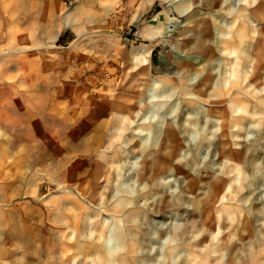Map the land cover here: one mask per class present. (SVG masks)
I'll return each mask as SVG.
<instances>
[{
	"label": "rangeland",
	"instance_id": "rangeland-1",
	"mask_svg": "<svg viewBox=\"0 0 264 264\" xmlns=\"http://www.w3.org/2000/svg\"><path fill=\"white\" fill-rule=\"evenodd\" d=\"M0 30L37 264H264V0H0Z\"/></svg>",
	"mask_w": 264,
	"mask_h": 264
},
{
	"label": "bare ground",
	"instance_id": "bare-ground-1",
	"mask_svg": "<svg viewBox=\"0 0 264 264\" xmlns=\"http://www.w3.org/2000/svg\"><path fill=\"white\" fill-rule=\"evenodd\" d=\"M157 18H158V16H155L153 19L154 24H155V30H158L161 28V22ZM67 19H68V17H67ZM68 20H67V22H69ZM151 32H153V31H151ZM4 37L5 36L3 35L2 31L0 30V42H2L4 40ZM10 47H12V46H10ZM14 47L15 46H13V48ZM1 52H2V54H0V99H3L4 97H6L8 94L11 93L10 92L11 87L13 86V82L5 80L4 66L8 64L6 69L9 66H14V65L20 66V59H18V57L17 58L14 57V59L13 58H7L5 56V49H3L0 46V53ZM9 52L11 53V51H9ZM146 53H148V52H146ZM29 166H30V164H29ZM25 175H27V174H25ZM18 177H19V175H18ZM22 185H23V183H22ZM20 186L18 185L15 189H13L12 191H9V192L6 190L1 191L0 192V200L7 198V195L9 197H15L18 194L20 195V193H21ZM22 188H24V186ZM27 204L29 206L24 207V208H23L22 203H20V202H17V203L13 202V207L10 209H5L3 207H0V264H14L13 263L14 257L11 259V255L15 256L16 264H18V259L20 258V255H26V258L24 256V258H22V259H26L28 264H37V257L34 255V252L36 251V239H35L34 227H33V224H29V222L27 223L26 220L24 219L25 214H27V215L29 214V217H31V215L33 213V208H32L33 202H32V200L27 202ZM43 232H44V230H43ZM21 248H26L24 250V252H22V254L20 252ZM42 251H44V250H42ZM12 252H13V254H12ZM26 253H28V257H27ZM45 257H46V255H45ZM21 263H23V262H21Z\"/></svg>",
	"mask_w": 264,
	"mask_h": 264
}]
</instances>
